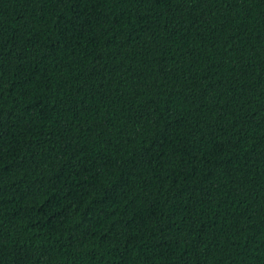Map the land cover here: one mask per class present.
<instances>
[{
  "label": "trees",
  "instance_id": "trees-1",
  "mask_svg": "<svg viewBox=\"0 0 264 264\" xmlns=\"http://www.w3.org/2000/svg\"><path fill=\"white\" fill-rule=\"evenodd\" d=\"M0 264H264V0H0Z\"/></svg>",
  "mask_w": 264,
  "mask_h": 264
}]
</instances>
